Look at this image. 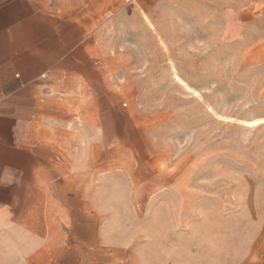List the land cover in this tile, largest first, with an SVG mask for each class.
<instances>
[{"label": "crops", "instance_id": "0c3cea01", "mask_svg": "<svg viewBox=\"0 0 264 264\" xmlns=\"http://www.w3.org/2000/svg\"><path fill=\"white\" fill-rule=\"evenodd\" d=\"M176 1L0 0V264H250L260 253L264 216L229 183L219 200L186 165L168 97L230 93L219 71L234 60L219 55L240 30L248 49L255 14L202 18Z\"/></svg>", "mask_w": 264, "mask_h": 264}, {"label": "rangeland", "instance_id": "374dc122", "mask_svg": "<svg viewBox=\"0 0 264 264\" xmlns=\"http://www.w3.org/2000/svg\"><path fill=\"white\" fill-rule=\"evenodd\" d=\"M174 5H179V0ZM184 6L201 7L202 18L209 17L206 9L210 7L248 6L255 14L248 31V49L238 45L243 35L247 37V31L240 30L231 38L233 47L228 46L219 55L234 60L228 64L227 71H219L220 76L234 78L233 85L221 89L230 93L168 97L179 111L181 130L186 131L185 142L176 144L185 150L186 165L200 168L203 183L218 184L223 189L218 192L219 200L225 199L224 188L229 183L231 187L233 185V195H244L264 216V123L247 124V121L264 117V0H185ZM241 58L243 66L237 62ZM205 75H209V71ZM206 112L207 118L201 119ZM212 193L215 192L206 191L203 195ZM140 199L145 202L144 198ZM142 200H135L134 212L145 221L147 207ZM222 204L218 203L219 207ZM220 209L227 212L223 207ZM203 217L204 212L189 216L193 220ZM261 245L260 253L255 249L256 252L248 256V263L264 264V239ZM240 258L234 255L231 260L225 254H202L199 260L201 263L225 264L229 261L236 263Z\"/></svg>", "mask_w": 264, "mask_h": 264}, {"label": "bare ground", "instance_id": "6f19581e", "mask_svg": "<svg viewBox=\"0 0 264 264\" xmlns=\"http://www.w3.org/2000/svg\"><path fill=\"white\" fill-rule=\"evenodd\" d=\"M176 76H178V75H176ZM178 79H179V77H178ZM186 85H187V84H186ZM189 87H190V86H189ZM185 88H187V87H185ZM201 98H202V97H201ZM224 118H225V117H224ZM259 121H264V117L257 118V119L252 120V121H247V124L250 125V126L258 125V124H261V123H259Z\"/></svg>", "mask_w": 264, "mask_h": 264}, {"label": "snow or ice", "instance_id": "6c2138e0", "mask_svg": "<svg viewBox=\"0 0 264 264\" xmlns=\"http://www.w3.org/2000/svg\"><path fill=\"white\" fill-rule=\"evenodd\" d=\"M197 96H199V93H196ZM210 111V110H209ZM207 112L203 113L201 116V119H206L207 118ZM221 120L225 119L224 117H220ZM259 123H264V121H259Z\"/></svg>", "mask_w": 264, "mask_h": 264}, {"label": "built area", "instance_id": "2783aa9c", "mask_svg": "<svg viewBox=\"0 0 264 264\" xmlns=\"http://www.w3.org/2000/svg\"><path fill=\"white\" fill-rule=\"evenodd\" d=\"M151 1H153V2H158V1H161V0H151Z\"/></svg>", "mask_w": 264, "mask_h": 264}]
</instances>
